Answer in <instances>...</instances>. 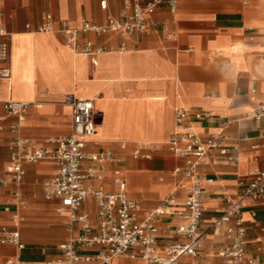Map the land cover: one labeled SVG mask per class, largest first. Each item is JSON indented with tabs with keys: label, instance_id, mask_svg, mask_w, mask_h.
Wrapping results in <instances>:
<instances>
[{
	"label": "crops",
	"instance_id": "crops-1",
	"mask_svg": "<svg viewBox=\"0 0 264 264\" xmlns=\"http://www.w3.org/2000/svg\"><path fill=\"white\" fill-rule=\"evenodd\" d=\"M128 1L0 0L11 47L10 78L0 80V175L8 178V144L14 137L52 152L54 140L73 133L70 109L62 101V95L72 94L93 104L96 133L85 151L109 152L115 160L93 187L116 193L112 175L119 169L126 196L137 204L141 218L171 192L178 180L173 170L183 166L165 144L174 131L175 111L208 112L209 119L195 122L203 138L217 132L219 117H224L225 141L236 148L238 162L231 165L212 153L211 164L199 168L204 179L202 237L197 255L180 264H227L217 256L228 244L224 227L213 223L225 198H237L240 183L250 173L264 171V122L249 117L264 105V0H177L173 13L161 3L143 31L126 36L79 33L75 48L59 30L61 22L78 28L83 21L100 26L109 17L119 20ZM45 14L51 15L54 30L38 32ZM88 42L105 51L82 54ZM6 101L32 103L23 122L4 111ZM12 124H17L15 132ZM135 150L149 158H133ZM23 169L19 199L13 185L0 187V227L17 230L23 249L0 243V264L57 259L59 245L80 234L79 223L69 224L67 215L57 212L59 203L44 198L43 185L53 177L55 163L40 161ZM182 199L180 195L178 202ZM6 206L19 214V222L4 211ZM96 209L92 199L79 209L93 228ZM242 222L244 262L264 264V198L243 201ZM176 223L157 222L160 250L176 239ZM112 264L142 263L120 257Z\"/></svg>",
	"mask_w": 264,
	"mask_h": 264
},
{
	"label": "built area",
	"instance_id": "built-area-1",
	"mask_svg": "<svg viewBox=\"0 0 264 264\" xmlns=\"http://www.w3.org/2000/svg\"><path fill=\"white\" fill-rule=\"evenodd\" d=\"M161 3H166L173 13L177 0H151L146 3L130 0L121 10L119 20L109 17L106 23L100 26L83 21L78 28H71L66 22H61L59 30L68 36V43L74 48L79 33H116L126 36L143 31L147 26V17ZM101 8L105 9L104 3H101ZM26 28L29 29V26L26 25ZM36 30L53 31L51 15L42 16V24ZM104 51V48L93 49L88 42L80 52L95 55ZM10 52L9 35L3 28L0 13V80L10 78ZM251 93L254 94V90ZM62 101L70 109L73 133L54 140L55 150L52 152L38 147L27 138L14 137L8 144V178L0 175V187L13 185V196L19 199L18 188L24 175L23 165L40 161L54 162L55 173L43 185L44 198L57 201V212L66 214L69 224L79 223L80 234L59 245L60 257L57 259L39 263L8 259L4 264H112L113 259L120 257L140 259L146 264H180L183 258L195 257L202 237L200 224L204 179L199 168L201 165L211 164L212 153L231 165L238 162L236 148H230L226 144L223 134L228 121L219 117L222 121L220 129L203 138L197 131L195 122L209 119L211 115L208 112L191 113L181 108L175 111L174 131L165 144L171 154L183 160V166L173 170L178 180L171 192L157 207L146 211L140 218L137 204L126 196V183L119 169H115L112 175L113 184L118 189L116 193L109 194L100 187H93V183L103 181L107 165L115 160L109 152L85 151L86 145L96 133L92 101L77 98L72 94L62 95ZM31 106L32 103L29 102L6 101L3 109L8 115L14 116L17 123H21ZM249 117L256 122H264V105L258 107ZM16 130L17 124H12L10 131ZM121 148L124 149L125 146L121 145ZM132 157L148 159L149 155L135 150ZM180 195L183 199L179 203ZM263 198L264 171L250 173L248 181L240 183L237 198H225V208L213 226L224 227L228 244L217 251V256L227 264H246L242 204L245 200L257 201ZM88 199H92L97 207L94 228L88 215L79 212L82 204ZM4 211L10 212L12 220L19 222V214L13 212L10 206H6ZM250 213L255 217L253 211ZM163 219L177 221L174 232L176 239L160 250L157 222ZM0 243L23 249L19 232L4 226L0 227Z\"/></svg>",
	"mask_w": 264,
	"mask_h": 264
},
{
	"label": "rangeland",
	"instance_id": "rangeland-1",
	"mask_svg": "<svg viewBox=\"0 0 264 264\" xmlns=\"http://www.w3.org/2000/svg\"><path fill=\"white\" fill-rule=\"evenodd\" d=\"M140 262H141L142 264H145L142 260H140Z\"/></svg>",
	"mask_w": 264,
	"mask_h": 264
}]
</instances>
